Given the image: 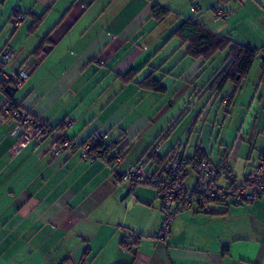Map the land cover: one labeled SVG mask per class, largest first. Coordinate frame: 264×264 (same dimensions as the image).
Here are the masks:
<instances>
[{
  "label": "crops",
  "instance_id": "crops-1",
  "mask_svg": "<svg viewBox=\"0 0 264 264\" xmlns=\"http://www.w3.org/2000/svg\"><path fill=\"white\" fill-rule=\"evenodd\" d=\"M19 3L22 21L43 17L37 41L48 42L12 103L42 118L50 131L12 155L15 139L0 122V264H264V197L179 209L170 237L160 241L158 191L138 186L131 194L127 186H115L117 176L160 140L150 168L161 167L180 148L213 164L227 160L238 182L246 178L264 155L258 60L264 52V0ZM154 5L170 14L156 22ZM187 19L257 49L238 84L226 82L219 90L214 84L228 49L208 60L187 55L188 44L175 35ZM12 50L11 61L1 65L6 73L35 51ZM149 75L161 91L142 84ZM5 104L0 92V111ZM99 130L103 147L121 150L119 165L90 163L79 148L53 157L64 140L81 145Z\"/></svg>",
  "mask_w": 264,
  "mask_h": 264
},
{
  "label": "built area",
  "instance_id": "built-area-1",
  "mask_svg": "<svg viewBox=\"0 0 264 264\" xmlns=\"http://www.w3.org/2000/svg\"><path fill=\"white\" fill-rule=\"evenodd\" d=\"M194 9L199 10L200 6L194 4ZM219 15L223 16L224 11H219ZM21 21L22 17H19L14 27H19ZM13 55L12 49H4L0 53L2 65H7ZM258 60L262 67V79H264V52L258 56ZM35 67L34 57L29 56L14 72L6 73L0 68V79L15 82V88H19L22 82L29 78ZM0 122L6 123L7 136L15 139L10 151L12 155H17L32 141H41L50 131V126L42 118L18 106H11L10 103L2 107ZM103 136V131H96L81 145L72 140H64L60 146L53 148V157L79 148L82 158L90 163L102 161L112 167L119 165L123 160L119 148L110 150L105 158H101L97 153L96 148ZM160 145L161 140L157 141L150 153L144 155L137 164L128 166L115 181L116 187L127 186L131 194L138 186L158 191L162 218L155 234L156 239L166 241L170 237V227L179 209L188 210L196 205L204 210L214 203L236 205L252 203L264 197V155L256 157L246 178L238 182L227 160L213 164L198 156L187 157L180 148L172 150L161 167L150 168L148 167L150 157L157 153ZM192 177L195 180L190 184L189 179Z\"/></svg>",
  "mask_w": 264,
  "mask_h": 264
},
{
  "label": "trees",
  "instance_id": "trees-1",
  "mask_svg": "<svg viewBox=\"0 0 264 264\" xmlns=\"http://www.w3.org/2000/svg\"><path fill=\"white\" fill-rule=\"evenodd\" d=\"M194 4L192 5L193 7ZM152 14L153 19L158 22L166 18L170 14V11L159 5H154V7L152 8ZM13 17L15 18V20L19 18L17 17V13H14ZM33 18L35 19L32 29L33 31H36L41 24L43 17ZM175 35L182 41V43L188 44L186 53L193 59L203 58L204 60H208L215 52L228 49V62L216 77V83L214 82V84H217L216 90L221 89L226 82H233L235 84H238L239 80L244 78L248 74L258 54L257 49L251 48L248 45L235 44L228 38L211 32L206 27V25L197 22L194 19L185 20L177 28V30L175 31ZM47 42V37L42 39L39 45L35 48V51L32 53V57L38 58V56L41 54V49H43ZM1 65L2 63L0 62V68ZM142 84L146 88L154 91L162 90L159 81L153 79L151 75L146 77ZM17 90L18 88H15V82H7L0 79V92L5 97L6 104L10 103L11 106H15L12 103V96ZM228 101L229 99H226L227 104ZM114 148H116L115 145H111L105 148L100 142L96 148V151L100 154L101 158H105L106 154ZM154 155L156 154L151 155L150 158L155 157ZM198 157L205 158L200 154H198Z\"/></svg>",
  "mask_w": 264,
  "mask_h": 264
},
{
  "label": "rangeland",
  "instance_id": "rangeland-1",
  "mask_svg": "<svg viewBox=\"0 0 264 264\" xmlns=\"http://www.w3.org/2000/svg\"><path fill=\"white\" fill-rule=\"evenodd\" d=\"M23 1L26 2V0ZM19 2L20 0L0 1V49H35L38 45L39 41H37V37L42 33V29H44L45 26L44 24L39 30L33 31L32 28L35 18H30L21 21L19 27H14L16 20L13 16L14 13H17L16 10L18 4H20ZM10 19L11 21L9 22ZM46 23L49 24V19ZM27 80L23 81L18 89H20Z\"/></svg>",
  "mask_w": 264,
  "mask_h": 264
}]
</instances>
